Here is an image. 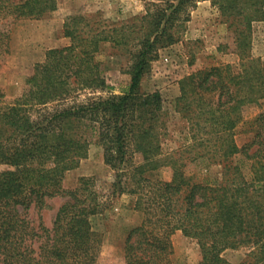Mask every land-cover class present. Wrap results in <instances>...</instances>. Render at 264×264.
Listing matches in <instances>:
<instances>
[{
	"label": "trees",
	"instance_id": "1",
	"mask_svg": "<svg viewBox=\"0 0 264 264\" xmlns=\"http://www.w3.org/2000/svg\"><path fill=\"white\" fill-rule=\"evenodd\" d=\"M202 1H210L233 32L241 70L213 66L181 80L175 110L188 123V142L167 153L163 97L143 92L142 81L159 51L179 41ZM145 2L144 14L119 26L69 16L64 35L71 44L47 51L22 96L7 104L0 89V164L7 166L0 173V264H97L102 238L91 217L105 209L97 178L64 188L92 140L115 173L113 195H136L144 213L127 235L126 264H172L176 231L197 241L200 264H232L224 252L240 249L247 250L244 264H264V63L248 53L264 0ZM56 9L57 0H0V69L10 54L11 26ZM108 43L127 51L131 78L123 94L103 97L96 93L112 87L97 56ZM252 105L261 107L255 134L240 148L235 131ZM198 159L221 166L216 185L186 175L187 164ZM164 167L173 170L171 180L147 177ZM57 197L65 201L52 228L34 226L29 211Z\"/></svg>",
	"mask_w": 264,
	"mask_h": 264
},
{
	"label": "rangeland",
	"instance_id": "2",
	"mask_svg": "<svg viewBox=\"0 0 264 264\" xmlns=\"http://www.w3.org/2000/svg\"><path fill=\"white\" fill-rule=\"evenodd\" d=\"M64 1L57 0V9L39 20H20L11 26L10 54L4 58L0 69V89L5 95V103L14 102L27 90L26 80L33 75L35 65L45 61L48 50L71 44V40L64 35V23L69 16L85 15L91 22L102 23L105 27L119 26L144 14L146 7L145 0H90L78 8L67 9ZM248 53L264 63V17L252 25ZM97 59L103 64L112 89L97 92L96 95L123 94L131 78L127 51L108 43L102 46ZM227 64L236 71L241 70V57L234 34L218 9L210 1H202L191 12L190 21L179 41L159 51L151 72L142 81L143 92L159 91L163 97L167 123L166 130H163L165 135L167 133L164 136V152L181 151L188 142V123L175 110L176 99L181 93V80L198 70ZM260 112L258 105L244 110L243 121L235 131L238 147L242 148L253 140L254 120ZM91 142L87 157L80 161L77 168L67 172L64 188H76L83 177L97 178L95 189L105 201V209L91 217L93 230L102 238L97 264H126L124 248L127 235L132 228L142 224L144 213L137 208L136 195L129 192L113 195L111 185L115 173L104 161L103 148L96 140ZM140 161L141 158L136 156V162ZM248 165L245 168L247 174ZM6 169L7 166L0 164V173ZM184 171L194 182L216 185L221 179L222 168L198 159L189 162ZM146 175L152 181H169L173 170L164 167ZM64 201L62 197L51 199L44 209L32 208L28 218L38 228L40 224L52 228L57 210ZM172 244V264H200L201 253L196 240L176 231ZM246 253L245 249L227 250L224 257L232 264H244Z\"/></svg>",
	"mask_w": 264,
	"mask_h": 264
},
{
	"label": "crops",
	"instance_id": "3",
	"mask_svg": "<svg viewBox=\"0 0 264 264\" xmlns=\"http://www.w3.org/2000/svg\"><path fill=\"white\" fill-rule=\"evenodd\" d=\"M88 2H91L90 0H65L63 5L67 9L71 8H78L82 6L83 4H87Z\"/></svg>",
	"mask_w": 264,
	"mask_h": 264
}]
</instances>
